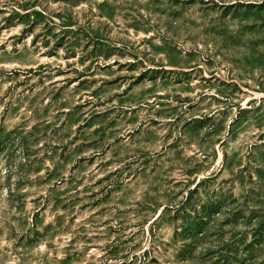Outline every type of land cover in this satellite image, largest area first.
<instances>
[{
	"label": "rangeland",
	"instance_id": "obj_1",
	"mask_svg": "<svg viewBox=\"0 0 264 264\" xmlns=\"http://www.w3.org/2000/svg\"><path fill=\"white\" fill-rule=\"evenodd\" d=\"M0 264H264V0H0Z\"/></svg>",
	"mask_w": 264,
	"mask_h": 264
}]
</instances>
